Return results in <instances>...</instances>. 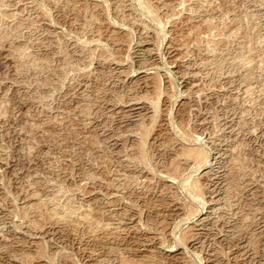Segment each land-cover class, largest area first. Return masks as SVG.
<instances>
[{
	"label": "rangeland",
	"instance_id": "374dc122",
	"mask_svg": "<svg viewBox=\"0 0 264 264\" xmlns=\"http://www.w3.org/2000/svg\"><path fill=\"white\" fill-rule=\"evenodd\" d=\"M144 1L0 0V264H264V0Z\"/></svg>",
	"mask_w": 264,
	"mask_h": 264
},
{
	"label": "bare ground",
	"instance_id": "6f19581e",
	"mask_svg": "<svg viewBox=\"0 0 264 264\" xmlns=\"http://www.w3.org/2000/svg\"><path fill=\"white\" fill-rule=\"evenodd\" d=\"M149 0H145L143 3L146 5V7H147V10L149 11V12H153V9H152V7H151V5H150V3L148 2ZM145 7V8H146ZM147 11V12H148ZM149 12H148V14H149ZM150 16H151V14H149ZM148 15V16H149ZM152 17V16H151ZM153 19H154V17H152ZM209 53V52H208ZM155 112H157V110L155 111ZM182 131H184V130H182ZM181 133V132H180ZM186 133V132H185ZM199 147V146H198ZM191 151H189L188 150V153L189 152H191V153H193L192 154V158H190L191 159V161L193 160L194 162V165H202V164H205L206 163V161H207V157H206V154L201 150V149H196V150H193V149H190ZM193 150V151H192ZM187 153V152H186ZM191 155V154H190ZM189 155V156H190ZM208 163V162H207ZM206 163V164H207ZM198 167V166H197ZM203 167V166H202ZM178 168V167H177ZM201 168V167H200ZM173 170V169H172ZM175 171V170H174ZM176 172V171H175ZM178 172V171H177ZM172 174V173H171ZM178 175V174H177ZM196 183L197 182H194L193 184L191 183V184H189V185H191V186H189L188 188H187V190H189V193L190 194H192L193 196H198L197 194H198V192H199V185H196ZM199 183V182H198ZM192 196V197H193ZM197 198H199V197H197ZM196 197H195V199H197ZM205 202V201H204ZM36 204V203H35ZM69 208V207H68ZM69 211H71V210H69ZM89 211V210H88ZM64 212V211H63ZM65 213V212H64ZM71 213V212H70ZM69 213V214H70ZM187 213V212H186ZM72 214H73V212H72ZM72 214H70V215H72ZM74 215V214H73ZM76 217H78V216H76ZM83 216H81V218H82ZM86 217H87V214H86ZM85 218V217H84ZM90 218V217H89ZM87 220H88V218H86ZM81 220V219H80ZM79 220V221H80ZM88 223H89V221H88ZM108 227V226H107ZM89 228V227H88ZM209 228V227H208ZM108 229V228H107ZM114 229V228H113ZM94 236V235H93ZM192 237V236H191ZM186 248V247H185ZM246 248V247H245ZM249 248V247H248ZM248 250V249H247ZM213 256V255H212ZM96 259V258H95ZM184 259V258H183ZM182 259V260H183ZM17 260V259H16ZM104 261V260H103ZM102 263V262H101ZM182 263H184V262H182ZM26 264V263H25ZM120 264V263H119ZM185 264H187V262H185Z\"/></svg>",
	"mask_w": 264,
	"mask_h": 264
}]
</instances>
